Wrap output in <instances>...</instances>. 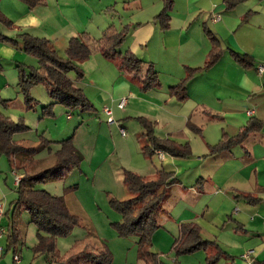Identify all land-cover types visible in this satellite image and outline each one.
I'll return each instance as SVG.
<instances>
[{
	"label": "crops",
	"instance_id": "crops-1",
	"mask_svg": "<svg viewBox=\"0 0 264 264\" xmlns=\"http://www.w3.org/2000/svg\"><path fill=\"white\" fill-rule=\"evenodd\" d=\"M175 1L168 11V28L163 29L156 20L163 0H41L33 7L25 0H0V98L8 101L21 96L18 65L26 70L38 66L35 57L23 52L22 35L47 39L56 51V47L66 50L70 39L82 35L99 40L109 30L123 33L117 50L129 51L151 64L160 86L143 91L136 80L98 51L80 64L81 79L77 80L73 72L68 74L93 106L95 117L89 121L97 127L89 160L92 171H101L98 165L105 151L100 144H104L110 146L105 157L120 156L126 169L142 173L146 180L154 179L158 170L172 175L175 181L166 190L158 217L160 228L152 235V246L162 251V245L173 247L182 224L194 223L202 239L214 242L221 250H235L243 247L245 234L253 233L257 226L264 228V72H258L264 67V0H245L232 9L223 0H192L203 2V10L198 9L201 13L177 10ZM213 15H219V21H211ZM206 30L220 41L222 49L221 57L208 68H204L210 51ZM232 52L247 55L252 65L242 66ZM185 79L186 97L179 100L169 89ZM122 100L125 105L120 109ZM104 108L111 111L112 124L107 122ZM133 117L152 122L157 138L187 144L190 156L174 158L161 152L160 158V151L151 157L144 155L142 129L136 127L133 137L127 134ZM10 118L15 121L17 116ZM250 120L261 122L262 128L228 151L209 154V147L224 134L236 136ZM213 126L221 131L211 133ZM17 135L13 139L18 142ZM43 135L39 136L40 145L52 143ZM153 158L157 164L150 167ZM94 161L97 169L92 168ZM14 175L21 177L0 155V229L5 231L0 238V264H48L30 249L26 253L18 250L24 240L17 216V243L9 246L12 203L18 186ZM204 252L212 255L215 249ZM250 252L241 260L246 264L259 261L260 255L254 257Z\"/></svg>",
	"mask_w": 264,
	"mask_h": 264
},
{
	"label": "trees",
	"instance_id": "trees-1",
	"mask_svg": "<svg viewBox=\"0 0 264 264\" xmlns=\"http://www.w3.org/2000/svg\"><path fill=\"white\" fill-rule=\"evenodd\" d=\"M33 7L41 0H25ZM228 9H232L245 0H223ZM162 11L156 17L163 29L168 28V11L172 6V0H163ZM210 42V51L204 68L213 65L222 55L220 41L206 30ZM123 33H115L111 30L105 32L101 39L92 40L87 35L69 40L65 50V58L58 56L51 42L44 38L31 35H22V50L25 54L37 59L38 66L26 70L18 65V83L20 93L24 97L27 109H32L34 100L29 96L30 89L35 85H43L52 103L43 106L44 114L51 112L54 104H61L68 108L79 107L82 110L92 111V104L86 99L82 90L74 85L68 78L73 72L76 79L83 77L80 64L84 62L93 51H98L103 57L113 61L124 74L136 80L143 91L158 88L160 86L157 72L151 64L138 59L133 53L126 51L120 53L117 47L123 42ZM235 59L244 67L252 65L247 55L232 52ZM196 71L195 69L192 72ZM169 89L170 94L177 99L186 97V82ZM0 104L6 101L0 98ZM143 126V136L146 145L142 147L144 155L151 157L154 151H160L174 158H186L190 156L187 144H179L170 139H159L154 136L153 125L144 118H138ZM261 122L250 120L234 137L223 135L221 140L209 147V154H216L230 150L240 144L249 134L259 131ZM27 130V126L19 120L13 122L0 111V155H4L12 168L21 174V180L16 188V199L12 203V215L9 226L10 247L17 243L18 233L15 225V217L21 211L29 215V223L36 228V243L31 248L35 257L44 256L48 264H110L111 255L104 247L85 246L82 250L71 252L68 258H63L56 249V239L67 236L70 231L79 224V219L71 214L61 197L53 196L45 190L35 188L39 183L62 177L72 167L73 163L81 161L82 156L75 151L71 139L56 142L60 147L56 152L57 162L53 166L39 172H28L27 166L36 155L39 148L29 147L17 142L13 136ZM49 145L48 141H44ZM42 143V146H47ZM40 145V147H41ZM171 174L158 170L152 180L124 170L123 185L130 194V198L123 201L111 200L112 207L121 215L122 222L115 223L114 227L119 236H134L137 239L139 257L145 264H162L158 255L152 252L151 238L153 233L160 228L158 217L161 213L167 188L173 184ZM253 203L252 201H250ZM210 247L215 253L208 255V264H214L220 258L226 257L214 242L204 240L199 234V229L194 223L182 224L180 236L173 244L176 255L193 253L198 250L207 251ZM253 264H264V261H256Z\"/></svg>",
	"mask_w": 264,
	"mask_h": 264
},
{
	"label": "rangeland",
	"instance_id": "rangeland-1",
	"mask_svg": "<svg viewBox=\"0 0 264 264\" xmlns=\"http://www.w3.org/2000/svg\"><path fill=\"white\" fill-rule=\"evenodd\" d=\"M175 3L177 10H188L191 13L198 11V9L203 10L201 7L203 2L191 0L188 4L186 0H176ZM56 52L59 57L65 58V49L56 47ZM34 62L36 64V60ZM19 95L22 96V99L21 96L12 97L11 100L6 101L5 105L0 104V111L9 118L12 115L17 116L15 121L11 118L10 120L13 122L22 120L29 127L28 130L21 132L22 134L17 133L16 139L20 140L18 142L25 146L39 148L36 155L30 160L31 163L27 166L28 172H39L56 164V152L60 147L55 143L57 141L71 139L73 148L82 156L81 161L77 164L73 163L72 167L62 177L35 185L37 189L61 197L68 211L79 219V224L67 236L56 239L55 244L58 254L63 258H68L71 252L82 250L85 246L104 247L111 255L110 264H145L139 257L137 239L134 236H119L114 227L115 223L122 222V218L112 207L111 200L123 201L131 197L123 185L124 170L122 168L126 169L122 165L125 162L124 159L118 155L113 157L107 155L108 157H105L110 146L106 147L104 144H100L103 151H105L101 155L103 160L98 165L101 166V171H92L89 164L93 146V133L97 127V125L93 126V123H90L89 118L93 117L94 113L82 110L79 107L68 108L61 104H54L51 107V112L44 114L42 107L52 103V100L49 98L44 86L40 84L33 86L29 91V96L34 100L35 105L32 109L26 108L23 95L21 93ZM21 105L24 108L23 112H20ZM67 116L70 118H67ZM26 118H31V120L26 121ZM138 118L143 117H133L130 120L133 127L126 128L128 137H133V133L137 130L136 127H140L144 132ZM99 119L106 123V119L101 118V115ZM114 120H117L116 117H114ZM152 125L154 132V124L152 123ZM213 127L215 128H209L211 133L221 131L216 126ZM43 132V136L52 141L49 147H40L39 136L41 137ZM102 132L105 138H110L104 131ZM112 137L115 140L114 133ZM142 140H144L143 137ZM154 164H157V160L153 158L150 167ZM96 165L94 161L92 168L97 169L98 166ZM106 169L107 172H105ZM131 172L142 176V173ZM147 179L152 180L153 178L148 177ZM17 217L19 219L18 230L24 240L23 245H18V250L26 253L30 249L33 254L31 248L37 241L36 228L29 223L27 212L21 211L17 214ZM257 227L253 233L245 234L242 237V248L235 250L222 248L226 253V257L220 258L214 264H246L241 260V256L249 254L250 251V254L254 257L260 255L259 261H264V228ZM162 246L165 248L164 251L152 246V252L159 255L158 258L162 264H208L206 261L207 256L203 250L176 255L173 247ZM38 257L45 261L44 256Z\"/></svg>",
	"mask_w": 264,
	"mask_h": 264
},
{
	"label": "built area",
	"instance_id": "built-area-1",
	"mask_svg": "<svg viewBox=\"0 0 264 264\" xmlns=\"http://www.w3.org/2000/svg\"><path fill=\"white\" fill-rule=\"evenodd\" d=\"M219 19H220V16H219V15H213V16H211V21H213V22H217V21H219ZM258 72H259V73H263V72H264V67H263V66L259 67V68H258ZM124 105H125V101L122 100V101L119 103L118 106H119L120 109H123ZM103 111H104L105 115L107 116V122H108L109 124H112V123H113V118H112V115H111V111H110L108 108H104ZM248 114H250V112H249ZM120 133H121V135H124V131H123L122 129L120 130ZM157 155H158L160 158H163V154H162L161 152H158ZM14 176H15V182H16V184L18 185L19 182H20V180H21V177H20V176H17V175H14ZM4 232H5L4 229H0V238H1V236H2V234H3ZM2 254H3V248H2V246L0 245V257H1ZM248 255H249V254H248ZM248 255H245L244 258L247 259V258H248ZM14 261H15V262H18V256H17V255L14 256Z\"/></svg>",
	"mask_w": 264,
	"mask_h": 264
}]
</instances>
